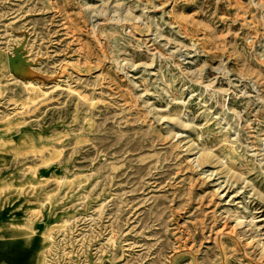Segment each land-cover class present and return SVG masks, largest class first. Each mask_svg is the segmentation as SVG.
Masks as SVG:
<instances>
[{
    "label": "rangeland",
    "instance_id": "1",
    "mask_svg": "<svg viewBox=\"0 0 264 264\" xmlns=\"http://www.w3.org/2000/svg\"><path fill=\"white\" fill-rule=\"evenodd\" d=\"M0 168L43 264H264V0H0Z\"/></svg>",
    "mask_w": 264,
    "mask_h": 264
},
{
    "label": "crops",
    "instance_id": "2",
    "mask_svg": "<svg viewBox=\"0 0 264 264\" xmlns=\"http://www.w3.org/2000/svg\"><path fill=\"white\" fill-rule=\"evenodd\" d=\"M28 182L8 181L0 168V264L44 263L43 235L49 215L39 206L38 195L30 197L23 190Z\"/></svg>",
    "mask_w": 264,
    "mask_h": 264
},
{
    "label": "bare ground",
    "instance_id": "3",
    "mask_svg": "<svg viewBox=\"0 0 264 264\" xmlns=\"http://www.w3.org/2000/svg\"><path fill=\"white\" fill-rule=\"evenodd\" d=\"M28 83H29V85H32V82H28ZM28 83L26 85H28Z\"/></svg>",
    "mask_w": 264,
    "mask_h": 264
}]
</instances>
